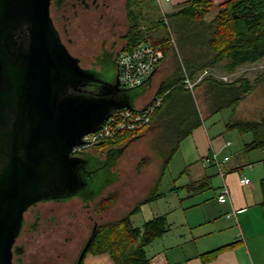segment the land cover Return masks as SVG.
Returning a JSON list of instances; mask_svg holds the SVG:
<instances>
[{
  "label": "water",
  "instance_id": "1",
  "mask_svg": "<svg viewBox=\"0 0 264 264\" xmlns=\"http://www.w3.org/2000/svg\"><path fill=\"white\" fill-rule=\"evenodd\" d=\"M50 1L0 0V264H12L30 204L85 188L78 170L86 158L71 155L72 147L111 110L135 108L141 95L129 93L135 86L120 87L116 72L79 64L52 22ZM92 82L97 91L86 88Z\"/></svg>",
  "mask_w": 264,
  "mask_h": 264
},
{
  "label": "trees",
  "instance_id": "2",
  "mask_svg": "<svg viewBox=\"0 0 264 264\" xmlns=\"http://www.w3.org/2000/svg\"><path fill=\"white\" fill-rule=\"evenodd\" d=\"M152 1L125 0L126 30L122 46L131 47L140 42L160 44L164 49L161 61L169 52L174 60L173 71L157 86L155 94H163L162 101L145 127L156 130L154 147L161 158V174L180 142L202 124L203 113L210 116L223 109L232 110L256 85L264 83V69L252 80L245 75L229 81L204 76L193 86L194 90L202 87L200 99L205 105L204 112L199 109L194 90L183 83L185 77L194 79L204 69L233 72L242 64L264 58V0L216 3L214 0H184L162 13ZM148 82L140 84L142 89L136 92L142 95ZM226 126L250 134V140L244 143L245 150L264 149V114L258 119L237 118L226 122ZM129 134L131 132L118 134L114 139L97 144L112 147ZM147 161L143 158L140 163ZM261 161L263 175L258 182L264 205V157ZM192 185L194 183L189 186ZM160 195L152 188L126 214L97 223L86 252H107L114 264H149L146 245L169 229L166 216L164 213L154 215L141 225H134L130 216ZM115 196L112 193L99 199L94 212L108 209Z\"/></svg>",
  "mask_w": 264,
  "mask_h": 264
},
{
  "label": "rangeland",
  "instance_id": "3",
  "mask_svg": "<svg viewBox=\"0 0 264 264\" xmlns=\"http://www.w3.org/2000/svg\"><path fill=\"white\" fill-rule=\"evenodd\" d=\"M154 1L158 8L161 7V2H165L164 0H160V2L153 0L152 2ZM218 1L221 0H214L215 3ZM102 2L104 3V8L102 9L103 15L101 18H95L96 14L93 12L87 13L81 9L82 6L79 4L74 6V9L78 11V14H76L77 16L71 17V9L73 7L69 4H65V2L60 6V8L63 9L62 12L70 17L67 21V17L65 18L68 32L73 40V47H70V49L73 52H77L83 66L89 65L92 60V54L99 49L103 40H105L106 45L113 44L117 47L116 50L124 44L122 35L126 30L125 0H102ZM60 8L59 10H61ZM162 11L163 10L160 8V13H162ZM65 21H63V24ZM61 25V23H58L55 26L58 29ZM104 65L108 68L109 72L113 74L115 71L113 59L109 58ZM173 69L174 60L172 59L171 52H169L160 62L151 82L146 86L145 92L137 101H139L140 104L147 101L156 91L159 82L167 75L171 74ZM263 69L264 58L254 64L246 63L245 65L239 66L234 74H226L225 81L232 80L240 75L248 76V78L252 80L256 74ZM210 72L213 74V78L224 80L221 79V76L225 75V70L216 68L212 69ZM201 88L202 87L199 86L195 90L193 88V90L196 95L199 109L204 112L205 105L200 99ZM135 89L141 90L142 87L140 88V85H137L133 87V90ZM263 114L264 83L262 82L256 85L232 110L223 109L205 118H207V125L212 126L215 124V127L220 128V130L226 133V136L232 141V145L223 151L225 153L223 155L230 156V160L235 162L238 158L240 159L241 156L245 161L249 160L253 162L254 165H257L259 163L258 159L263 157L261 149L252 148L245 150L244 147V143L250 140V134L239 133L235 128H229L227 131L224 125L226 122L237 118L258 119ZM202 115H205V113ZM155 136L156 130L152 128L148 130L143 128L137 132H131L124 140L115 143L112 147H109L107 144H97L90 148V150L96 152L98 155L102 156V158L94 163L96 166H100L98 179L92 185V188L96 189L95 192H97V195L95 198L89 200L88 204H84L76 196H73L65 203H38V207L41 208L44 216L49 214L50 209H53V211L58 214L59 224L57 228L61 229L60 235L65 234L69 236V240L64 243V252L67 250L66 257L63 258V260H54L59 263L73 264L80 245L90 233L95 222L104 223L118 219L120 216L126 214L133 204L152 188H155L157 193H163V195L158 197V199H153L141 205L140 210L130 216L134 225H141L143 221L160 213L166 212V215L176 213L175 211L180 208L181 204L186 202L184 194L187 192V186L185 184L187 178L183 175L184 177L181 179H174V175L177 171L174 165V157L164 171L161 174L159 173L161 158L157 151H155ZM109 148L111 149V153L107 155L106 151ZM222 156L218 157L221 159ZM143 158L148 159V161L146 163H140ZM244 167L247 168L248 165L245 164ZM247 170H249V168ZM247 175L246 177L248 179L256 181L252 173H248ZM173 186L177 189H170ZM204 192L211 195L212 190L210 191V189L205 186ZM112 193L116 196L110 207L102 212L95 213L93 208L97 204V201ZM82 195L84 198H87L92 194H88L87 190H83ZM171 217L172 216H170V218ZM64 228H67L68 232L63 233L62 229ZM48 234L52 235L53 233L49 232ZM50 249L56 253L60 250V245L49 246L48 242L44 244L41 242L37 243L35 239L33 241L27 240L25 252L22 255L24 263H35L41 256L45 258V255Z\"/></svg>",
  "mask_w": 264,
  "mask_h": 264
},
{
  "label": "crops",
  "instance_id": "4",
  "mask_svg": "<svg viewBox=\"0 0 264 264\" xmlns=\"http://www.w3.org/2000/svg\"><path fill=\"white\" fill-rule=\"evenodd\" d=\"M164 1L159 5L163 11H167L184 0ZM237 69L238 67L233 72H226L225 76L234 74ZM155 72L156 70L148 83ZM154 94L142 104L137 101L140 95L135 99V108H142ZM203 116L202 124L180 142L178 150L169 160L170 162L174 157L177 170L174 179H181L183 175L187 178V192L184 194L186 202L181 204L176 213H164L169 229L146 245L149 264H264V205L261 203L258 182L263 175L261 160L264 152L261 150L263 157L258 159L257 165L249 160L245 161L241 156L236 162L230 160L229 156L222 163L229 200L219 203L216 196L220 177L216 166L204 159L212 153L222 156L225 154L223 151L232 145V141L215 124H206V113ZM224 126L228 131L226 123ZM227 139L231 143L224 146ZM245 164L248 165L247 168L244 167ZM248 173H252L256 181L249 179V183H241L240 178L246 177ZM191 181L194 185L189 186ZM174 186L170 189H177ZM205 186L212 190L211 195L204 192ZM81 264L114 262L107 252L88 251Z\"/></svg>",
  "mask_w": 264,
  "mask_h": 264
},
{
  "label": "flooded vegetation",
  "instance_id": "5",
  "mask_svg": "<svg viewBox=\"0 0 264 264\" xmlns=\"http://www.w3.org/2000/svg\"><path fill=\"white\" fill-rule=\"evenodd\" d=\"M69 4L71 7H73L71 10V17L77 16L78 11L74 9V6L76 4H79L81 9L84 11L88 12H93L96 14L95 18H101L103 15V2L102 0H51L49 4V14L52 19V22L54 26L58 23H61L62 25L60 27L55 26L56 30L58 31L59 37L67 50L74 56L78 58L79 64L84 67V68H92L96 71L101 70L104 68L108 69L104 64L106 63V60L109 58L113 59L115 63V53H116V48L113 44L106 45L105 40H103L99 46V49L92 54V60L87 66H83L81 64V58L77 54V52H73L70 47H73V40L70 37V34L68 32V27H67V20L70 19V17L66 16L62 11L63 9L60 8L61 4ZM59 8L61 10H59ZM59 11V12H57ZM67 17L66 21L65 18ZM63 21L65 23L63 24ZM124 34V33H123ZM115 73V71L113 72ZM120 87H124L120 85ZM88 90L91 91H97L100 86L97 83H90L88 87H86ZM137 89L133 90L130 89L129 93H134L136 92ZM111 151H108L107 155L110 154ZM71 155L74 156H80V157H85L86 158V163L84 166H80L78 173L81 176V178L85 181V188L83 190H87L88 194H92L87 198H84L82 195V192L76 193L70 197L62 198V199H46V200H39L36 201L32 204H30L23 212L22 215V224L19 229V232H17L11 250H12V264H25L23 260V254L25 252V245L26 241L30 240L35 241L37 243L41 242L46 244L48 242L49 246H54V245H60V250H58L56 253L53 252V250L50 249V251L45 255V258L41 256L38 260H36L35 263L32 264H56L59 263L54 259H61L66 257L67 255V250L64 252V243L69 240V236L62 234L60 235V228H57L59 224V217L58 214L53 211V209H50V212L48 215L44 216L41 208L38 207V203H44V202H52V203H65L67 200H70L73 196L78 197L81 202L84 204H88V201L95 198L97 195V192L95 193L94 188H92L93 183H95L98 179L99 176V167L96 166L94 163L98 160L101 159L102 156L98 155L96 152L86 149L83 151H80L78 153H73ZM95 193V194H94ZM94 194V195H93ZM96 222L94 223L92 229L96 227ZM92 229L90 233L86 236V238L83 240L82 244L79 247L77 256L74 260V263H76V260L78 258V255L86 243L87 239L91 236L92 237ZM51 232L53 233L52 235H49L48 233ZM63 233L68 232L67 228L62 229ZM60 236H58V235ZM61 243V244H60ZM54 253V255H53ZM53 255V256H52ZM52 261V262H51ZM59 264H64L63 262H60Z\"/></svg>",
  "mask_w": 264,
  "mask_h": 264
},
{
  "label": "built area",
  "instance_id": "6",
  "mask_svg": "<svg viewBox=\"0 0 264 264\" xmlns=\"http://www.w3.org/2000/svg\"><path fill=\"white\" fill-rule=\"evenodd\" d=\"M157 1L160 2V0ZM171 40L173 41V39ZM163 55V46L151 42H140L131 47H120L115 53L116 73L120 85L130 87L144 83L148 76L157 69ZM210 71L204 69L194 79L185 77L183 80L185 87L193 90V86L204 76H213ZM221 79L225 80L226 76H221ZM162 95L154 94L142 108L121 107L111 110L95 131L82 136V143L73 146L71 154L90 149L100 141L114 139L118 134L137 132L145 128L150 122L154 111L160 105ZM230 143V140H225L224 146H229ZM227 159L228 156L226 155L220 159L216 153H212L204 159L205 162L216 166L220 177L221 183L216 196L219 203L229 200V189L224 180L225 169L222 168V163ZM240 182L246 184L250 180L247 177H242Z\"/></svg>",
  "mask_w": 264,
  "mask_h": 264
}]
</instances>
